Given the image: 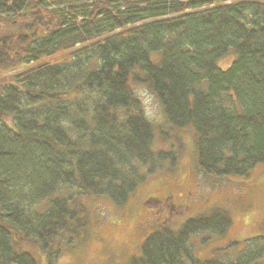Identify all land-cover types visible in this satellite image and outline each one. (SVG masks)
Returning <instances> with one entry per match:
<instances>
[{"label":"trees","instance_id":"obj_1","mask_svg":"<svg viewBox=\"0 0 264 264\" xmlns=\"http://www.w3.org/2000/svg\"><path fill=\"white\" fill-rule=\"evenodd\" d=\"M1 30L0 264L55 263L80 235L69 190L124 205L148 175L177 167V152L153 149L136 85L193 131L204 176L264 164V0H0ZM232 225L216 209L157 228L129 264L263 257L264 235L235 258L196 257L193 237Z\"/></svg>","mask_w":264,"mask_h":264},{"label":"rangeland","instance_id":"obj_2","mask_svg":"<svg viewBox=\"0 0 264 264\" xmlns=\"http://www.w3.org/2000/svg\"><path fill=\"white\" fill-rule=\"evenodd\" d=\"M235 56L231 52L219 59L218 66L228 68ZM135 89L154 127L153 149L177 152V167L148 175L124 205H117L108 196L82 195L77 189L66 192L76 205L83 206L75 221L80 235L71 245L62 246L54 264H129L141 255L142 245L152 231L162 227L178 231L188 219L209 215L216 209L230 214L232 227L222 236H195L191 245L202 261L226 254L235 258L248 246L245 240L264 235V164L257 165L248 176H229L226 180L204 176L196 165L193 131L172 127L157 98L144 86L136 85ZM153 195L160 199L170 196L176 214L170 215L165 205L164 212H160L161 204L150 199ZM206 237L209 240L202 242ZM41 262L47 264L46 257ZM250 264H264V256Z\"/></svg>","mask_w":264,"mask_h":264},{"label":"flooded vegetation","instance_id":"obj_3","mask_svg":"<svg viewBox=\"0 0 264 264\" xmlns=\"http://www.w3.org/2000/svg\"><path fill=\"white\" fill-rule=\"evenodd\" d=\"M150 199H153L154 201H156L157 203H160L161 205V210H160V212H164V207L166 206L167 208H169V214L170 215H172V214H176V213H174L173 211H174V206L171 204V203H169V200H170V196H168V195H165V196H163L161 199L160 198H158V196L157 195H153V196H150ZM159 205V204H158ZM165 205V206H164Z\"/></svg>","mask_w":264,"mask_h":264}]
</instances>
